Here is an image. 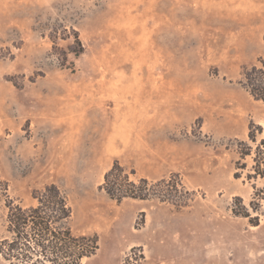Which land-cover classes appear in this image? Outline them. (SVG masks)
<instances>
[{
  "label": "rangeland",
  "instance_id": "obj_1",
  "mask_svg": "<svg viewBox=\"0 0 264 264\" xmlns=\"http://www.w3.org/2000/svg\"><path fill=\"white\" fill-rule=\"evenodd\" d=\"M260 61L264 0H0V239L54 184L80 264H264ZM115 162L154 195L109 199Z\"/></svg>",
  "mask_w": 264,
  "mask_h": 264
},
{
  "label": "trees",
  "instance_id": "obj_2",
  "mask_svg": "<svg viewBox=\"0 0 264 264\" xmlns=\"http://www.w3.org/2000/svg\"><path fill=\"white\" fill-rule=\"evenodd\" d=\"M245 68L240 81L245 91L264 103V63ZM253 142L255 140L251 139ZM251 155V149L241 158ZM255 174H264V152L258 147L253 157ZM118 162L105 173L100 189L109 199L147 200L154 195V185L145 179L137 183ZM261 197V196H260ZM34 205L22 207L9 200L6 204V235L0 239V256L7 264H80L98 250V238L75 236L70 223L72 210L65 194L54 184L31 195ZM263 199V198H260ZM258 200V198H257ZM235 216L248 218L245 206H233ZM251 219V218H250ZM253 225L256 224L250 220Z\"/></svg>",
  "mask_w": 264,
  "mask_h": 264
}]
</instances>
